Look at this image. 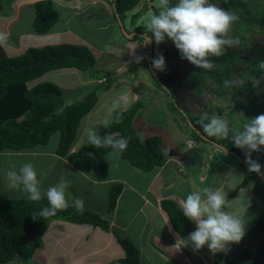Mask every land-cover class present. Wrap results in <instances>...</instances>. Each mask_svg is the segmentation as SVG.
<instances>
[{"label": "trees", "instance_id": "obj_1", "mask_svg": "<svg viewBox=\"0 0 264 264\" xmlns=\"http://www.w3.org/2000/svg\"><path fill=\"white\" fill-rule=\"evenodd\" d=\"M140 1L116 0L117 11L123 22L126 12L132 11ZM218 1L223 4L225 10L230 9L236 14L237 19L234 22L233 30L238 37L243 38L246 33L255 31L261 32L264 36V6H256L253 0ZM13 2L14 0H0V15L11 14L7 12L12 11ZM176 2L177 0H172L173 4ZM34 7L33 33L38 35L50 33L60 19V13L55 8L53 0H37ZM138 14L137 12L132 15L133 21ZM114 15L116 19V14ZM141 28L142 26H138L134 30ZM148 34L151 35V33ZM137 38L139 37L136 36L133 40ZM163 43L165 44V42ZM156 45L153 38V54ZM163 48L167 54L187 61L181 57L174 43H171L169 47L165 44ZM238 55L239 51L226 49L223 56L210 57L215 63L214 69L210 71L187 61L191 63L192 67L189 76L184 78V82L190 84L199 93L209 87L210 83H213L218 86V89L215 90L217 95L224 99L231 93L232 96L228 100L231 103H239L242 110L240 112L241 122L245 123L248 118L264 114V98L260 92L261 88H264V81H261L262 86L258 87H253L251 82L253 78L264 76V70L258 67V62L264 60V43L249 60L252 66L248 72L249 77L235 88L232 86L226 88L224 80H231L230 64L236 60L240 61ZM143 57V64L150 73L153 65L149 66L148 61L152 63V56L144 54ZM96 64L97 60L91 49L82 44L50 43L41 46H27L23 47L19 54L12 56L6 54L4 46H0V153L8 150L24 151L38 145L48 144L51 136L59 131L61 135L56 154L62 157L67 156L77 169L94 170L99 178L106 179L109 175V162L106 155L113 149L96 148L85 142L79 150L72 151L82 119L94 109L99 101V88L91 91L84 100L65 105L63 110L59 111L60 106L64 104L62 88L53 81L32 82L42 78L49 71L66 67L90 71L93 75L92 70ZM159 75L162 82L172 90V86L163 74L159 72ZM154 79L156 78L154 77ZM157 81L158 87L163 88L161 82ZM246 91L248 92L246 93ZM169 99L166 97V100ZM180 107H182V103L177 98L169 102L170 110L179 115L178 120L184 121L183 125L191 130L190 133L197 138L196 140L207 141L198 133L199 130L211 140L220 143L228 142L230 149L246 159L245 151L236 147L231 141L232 132L236 129H230L227 138H221V140L215 136H208L203 132L199 123L203 114L197 112L187 114L185 117L180 112ZM141 108L143 109V102L138 101L130 108L120 109L122 117L118 123L115 122L117 113L113 112L110 126L104 127L99 133L100 135L110 133L116 137L127 138L128 145L121 152V156L127 159L135 169L148 172L156 166H163L168 160V155L163 149L165 142L161 135H146L145 137L139 135L134 117ZM216 108L218 112L215 115L217 116L225 110V106L221 105ZM227 110H230L232 115L233 109L228 107ZM189 120L196 128L191 126ZM228 125H232V122H228ZM189 139L197 142L193 138ZM252 159L260 163L261 168L264 169V146L261 151L252 153ZM253 174V177L258 178L254 193L264 203V183L260 181L255 172ZM122 191L121 183H115L110 187L107 197L109 212L115 209ZM238 191L239 189L236 188L229 194L228 202L235 197ZM160 204L167 213L175 233L187 237L195 230L194 223L183 215L176 200L166 198L162 199ZM45 206H47L46 196L41 201L35 202L29 199L7 198L0 195V264H5L17 257L21 260L32 258L39 249L43 235L52 219H65L79 224L88 223L100 226L107 231L110 230V222L100 213L85 209L77 210L75 206L69 205L67 208L59 210L56 215L45 219L38 215ZM34 214H36L35 217ZM262 231L263 237L257 248L253 250L245 248L234 258L226 256L223 252L213 253L209 249L204 250L212 258V264H264V227H262ZM118 241L125 249V256L119 260L121 264H142L141 250L131 238L119 236Z\"/></svg>", "mask_w": 264, "mask_h": 264}, {"label": "rangeland", "instance_id": "obj_2", "mask_svg": "<svg viewBox=\"0 0 264 264\" xmlns=\"http://www.w3.org/2000/svg\"><path fill=\"white\" fill-rule=\"evenodd\" d=\"M26 1L33 0H15L11 5L13 12L9 11L7 13H12L13 15L14 9L26 6ZM106 1L110 5L112 4L109 0ZM18 2H20V6L19 4H16ZM74 2L80 5L83 1ZM212 2L225 9L220 1L212 0ZM253 2L256 6H264V0H253ZM114 3L112 4V7L114 6ZM155 3L156 0H141L132 11L126 12L124 25L129 33H132V29L138 26H142L143 29H145V25L148 20L153 14H155ZM96 9H86L84 12L71 15V9H67L66 6H60V19L56 24H58V27L63 26L65 28H70L71 33L61 35L57 40L47 42L51 44H56L58 42L80 44L78 41L86 39L87 43H90L92 46L90 47L87 44L82 45L88 46L97 60V64L92 70L93 75L95 76H93L90 71H81L78 68H62L49 71L42 76V78L32 81L33 83L39 81H53L62 88L64 104L63 106H60L59 111H62L65 105H71L84 100L91 91L95 88H99V101L97 105L90 113V117H84L81 121L78 136L75 140V142H78V144L80 143V145L76 147L75 150H79L82 144L87 142V130L96 127L100 132L105 127L102 123L110 122L112 120L113 112H110L109 109L113 99H115L119 94H126L128 97V103L122 105L121 109L130 108L138 101L143 102V110L137 116V118L139 120L141 119L142 122V127L139 128L140 124L136 125L139 135L142 137H145L146 135H161L165 142V147H163L164 150H169L170 153L178 152L181 154L179 157V165L169 163L166 166L165 170L168 172V180L158 191L163 193L169 192L170 195L168 197H170L171 195L178 194V192L180 194H188L193 190H200L204 187H213L226 192L228 198L229 194L233 192V190H236L244 175L250 171L240 165L239 162L241 161L239 158H234L231 155L225 154L214 144L207 141L196 140L197 138L190 133L191 130L183 125L184 121L178 120L179 115L170 110L169 102L173 101V99L170 97L169 100H166V97H168L166 89H160L158 87V81L154 79L155 76H153L154 74L152 73V70L150 69L151 71L149 73L145 68L143 64L144 59L140 62V68L139 63L135 62L130 49L138 46L135 51V55L143 56L145 50L144 41L141 38H137L136 40L127 38L126 35L122 33L121 28L118 25V20H116L117 25H115L114 17L105 16L104 14L106 12L101 9H99L98 12L102 16L98 19L93 18ZM147 9H149V11L146 12ZM229 11L231 10L229 9ZM137 12L139 14L133 21L132 15ZM21 14L22 16L17 19L16 24L12 28V35L7 39V41L10 40L15 44L20 41L22 43L21 48H23V45L34 46V42L39 40L33 42L31 35L23 39H20L19 37L21 32L29 31L31 29L33 22L31 17L35 15L34 5L33 9L31 7H24L21 10ZM0 22V28H4L3 21ZM233 25L234 23L231 25L229 35L236 41V43L226 49L239 51L238 56L240 61L236 60L230 64V71L232 72L231 81H233L232 87L235 88L249 77L248 72L252 67L249 60L253 58L257 49L263 45L264 36L261 32L255 31L248 32L243 38H240L237 36L235 30H233ZM115 42H121L124 45L121 53L127 54L126 56L123 54L120 55V57L111 60L110 55L107 52L104 51L105 53H100V50L108 43ZM171 43L173 42L170 39H166L165 44H167V47H169ZM165 44L161 43L156 45V50L152 55V59L156 58L158 54L164 55L167 67L165 71L160 72L172 86L173 95L182 103V107L179 109L180 112L185 117L187 116L184 113L194 114L197 112H200V114L207 113L211 117L218 112L216 107L221 105L225 106V110L221 115H219V117L227 120V122H232V125H228L229 129L233 130L242 127V115L240 113L242 110L239 103H231L228 100L232 94L230 93L227 95L226 99H224L215 92V90L218 89V86L210 82L208 85L209 87H206L200 93L194 90L190 84L184 82V78L189 76V72L192 67L191 63L182 60L175 55L167 54L163 48ZM4 48L7 55L12 56L18 54L16 45L7 47V44H5ZM103 76L106 77V81L104 83H98L94 80V77L97 79L98 77ZM259 86H262V83H260ZM247 92L248 91H246V93ZM260 92L264 98V88H261ZM228 107L233 109V112L231 111L232 115L229 112L230 110L226 111V108ZM88 118L90 119V125L85 127ZM60 135L59 131L54 133L47 145H40L37 148H57L60 141ZM187 138H193L197 142L189 145L188 142H186ZM219 140H221V138H219ZM221 144L229 148L228 142L222 141ZM17 154L18 153H12L11 151L0 154V195L7 198L27 199V196L22 191L7 188L5 176L6 171L13 168L18 170L21 164L30 161L34 164L39 175L46 167L45 164L47 161L43 156L22 157ZM119 155H121V152L114 150L107 154L110 170L112 169L115 161L116 165L120 162L129 163L126 160L118 158ZM171 155L173 154H170V156ZM176 161L177 159H175L174 162L176 163ZM226 164H229L230 166H227ZM171 166H173V169ZM130 168L132 172L137 170L134 167ZM154 168L152 169L153 171L160 168V166H156V168ZM183 168L186 170V173L189 172V175L183 171ZM58 170L59 168L57 167L53 169L51 167L53 178L59 174ZM172 170H174L173 173ZM219 171H221L220 174ZM69 172L71 173L73 170L70 169ZM114 173H118V170L114 169ZM91 174H94L95 176L97 175L94 170L91 171ZM214 174L217 176V179L211 183L210 180L213 179L210 178L214 177ZM218 174L220 175L219 177ZM45 176L50 178L49 175ZM152 183L154 184V188H156L159 184L158 182H155V178L152 180ZM48 187L49 186L44 184L42 193L46 192ZM241 189L236 193L234 199L227 203L230 205L229 210L239 212L237 204L242 202V211H240L239 214L246 222L245 234H248V237L250 238L249 242L246 244L244 243L245 247L243 249L248 248L253 250L260 245L263 237V231L260 227L261 222H259L262 216L258 217L257 215H261L262 213V207L259 208L258 204L263 203H261L262 201L259 197L253 193L252 186L249 184H247L244 190ZM82 192L83 190L80 188V193ZM71 197L72 204L69 205H73V201L75 200L74 190L71 191ZM156 198H158V196H156ZM94 203H100L98 197L94 200ZM87 205L88 204H82L81 209L89 210V206ZM106 214L107 213H105V215ZM105 219H107V217ZM59 222L54 221L48 233L43 235V241L40 244L41 248H39V254L34 259L33 257L30 258L29 264H65L68 260H70L67 256L77 257L88 253L89 251L90 253L87 255V260H95V262H97L96 264H107L110 261V258L113 255V252H111L110 249H108L105 253L103 252L104 254L95 253L94 250L99 249L97 247H99L100 243L94 240L93 233L90 229L83 227L82 230L86 231L83 234L80 232L81 230L79 224L71 222L67 223L62 219H59ZM152 227L155 228V226L150 224L145 235L146 237L149 236L150 239L151 236L154 238L156 235V233L151 230ZM101 229L103 228L101 227ZM103 230L106 231L105 229ZM88 233L92 234L86 238L85 236ZM101 234L105 236L103 231H101ZM114 234L117 237V241L119 236L125 237V235L118 234L116 232H114ZM102 238L104 241L105 238ZM57 240L58 244L56 243ZM153 240L154 239H152V241ZM77 244L80 246L78 251H74L72 253L65 252L64 248L66 250H70ZM119 244L121 245V243ZM115 245L116 243H110L108 247L113 248ZM230 246L231 245L229 244L228 247ZM117 247L118 245L115 248ZM118 248L119 250L124 251L123 246V249H121V247ZM205 248L208 247L205 246ZM141 249H143L142 253L145 252L147 255L145 258V264H153L154 262V264H184L180 258L177 259L178 262H175L174 259L168 257L167 255V259L163 260V257H159V253H157V251L151 248L148 244H144ZM164 249L168 252V255L174 256L173 253L175 252V248H169L167 246V248ZM204 254H207V252L205 251ZM229 255L233 258L237 254L233 251V253ZM114 259L115 257L113 256L111 260L114 261ZM205 259L208 262L210 261L207 256H205ZM116 263L117 261L114 262V264ZM80 264L90 263L85 261Z\"/></svg>", "mask_w": 264, "mask_h": 264}, {"label": "clouds", "instance_id": "obj_3", "mask_svg": "<svg viewBox=\"0 0 264 264\" xmlns=\"http://www.w3.org/2000/svg\"><path fill=\"white\" fill-rule=\"evenodd\" d=\"M109 1L112 4L114 2V4H116V0ZM155 7V14L150 17L145 25L146 30L142 27L140 30H134L133 28L131 31H137L140 33L145 32L147 34L151 33V35L148 34L144 38L139 37L144 41L145 55L146 51L148 50L147 44L152 43L153 38L157 45L165 42L166 39H170L174 43L175 47L179 50L183 59H186L197 67L210 71L215 67V63L210 59V57L223 56L226 48L229 46L231 47L234 43H236V41L229 35L231 25L237 19L236 14L218 6L217 4L213 3L212 0H177L175 4L172 3V0H156ZM113 9H115L114 6ZM147 11H149V9H147L146 12ZM114 14H116L115 10ZM7 39V35L0 32V46H4L7 42ZM137 47L138 46L131 48L130 52L133 54L135 62L139 63L140 68V62L144 59V57L135 55ZM149 55L152 56L153 52ZM148 65H153V67L151 66V69H155L158 75L160 71H165L167 67L163 54H158L156 58L152 59V63L151 61H148ZM258 67L259 69L264 70V60L258 62ZM94 80L98 83H104L106 81V77H98L97 79L94 78ZM262 80H264V77L253 78L251 80L252 86L258 87ZM232 84L233 81L229 79L224 80V87H231ZM166 86L168 87V85ZM166 92L169 98L171 97L173 100H176V97L172 94L171 89L170 92L166 89ZM127 103L128 97L126 94H119L115 99H113L109 111L117 113L115 122L118 123L121 119L122 112L119 110L121 109L122 105ZM142 110L143 109L141 108L134 117L135 126L142 123L141 119L139 120L137 118ZM90 113L85 117H88ZM184 114L187 116V113ZM206 120L207 122H205ZM199 123L201 124L203 132L208 136L227 138L230 131L227 120L219 116L213 115L209 117L207 113H204ZM102 124L105 127L110 126V122H103ZM86 135L88 144L96 148L108 147L114 151L122 152L127 148L128 145L127 138L116 137L110 133L100 135L99 130L96 127L87 130ZM231 141L236 147L245 151L246 159L242 158L235 151L234 152L236 155H233L220 149L215 144L214 145L222 150L225 154L240 159L241 162L238 161L240 165L247 168L250 172L244 175L237 188L239 190L241 188V190H244L247 184H249L252 186L254 193L255 185L258 181L257 177H253L254 172L258 175L260 181L264 183V169L261 168L260 163L252 159V153L261 151L262 146H264V114H259L248 118L247 121L243 123L241 128L232 132ZM186 142H188L189 145L195 144V141L189 138L186 139ZM215 142L221 144L218 141ZM210 143L213 144L212 142ZM165 153L168 155V159L175 158V156L178 157V162L176 164L179 165V157L181 155L180 153H170L169 150H166ZM170 154L173 155L170 156ZM118 158L128 161L121 155H119ZM129 164L133 167L130 162ZM226 165L230 166L229 164ZM137 170L146 172L139 169ZM183 171L186 173L184 168ZM110 173L111 170L109 165V174ZM220 173L221 171H219V174ZM186 174L189 175V172ZM219 174L218 177L220 176ZM5 176L6 186L8 189L22 191L27 196V199L31 201L39 202L44 198V196H46L47 206L43 207L38 213L39 216H42L45 219L56 215L59 210L65 209L69 206L67 189L69 188L71 181H68L62 177L58 183L49 186L46 192L42 193L37 170L34 164L30 161L21 164L18 170L13 168L6 171ZM210 179H213L210 180L211 183H213V181L217 179V176L214 174V177ZM121 184L124 187V184ZM179 197L180 196L171 195L170 197L166 198L176 200V202L179 203V207L181 208L183 215L195 223L196 229L192 231L186 238H181L178 240L177 244H179L183 239L188 241V243L184 244V246L190 245L195 251H199L200 249L207 246L208 249L213 253L223 252L226 254V256L230 257V255L224 251L227 250L229 244L239 243L245 235L246 222L239 214V212L242 211V203L240 202L237 204L239 212L229 210L230 205L227 203V193L219 188L213 187H204L200 190H193L183 197ZM162 199H160V202ZM259 199L261 200L260 197ZM261 203H263V201ZM258 205L259 208L262 207L261 215L257 214L258 217L262 216L259 221L261 222L260 227L262 229V227H264V203ZM73 206H75L77 210H80L82 208V201L75 199L73 201ZM33 216L35 217L36 214ZM241 251L242 250L235 252L237 255L234 257L238 256Z\"/></svg>", "mask_w": 264, "mask_h": 264}, {"label": "crops", "instance_id": "obj_4", "mask_svg": "<svg viewBox=\"0 0 264 264\" xmlns=\"http://www.w3.org/2000/svg\"><path fill=\"white\" fill-rule=\"evenodd\" d=\"M36 1L37 0L26 1L27 2V3L25 2L26 6L19 7L18 9H14L13 15L12 13L4 16L0 15V21H3L4 23V28H0V32L5 33L7 37L10 38L12 35L13 26L16 24L17 19L22 16L21 10L24 7H31L33 9V5ZM74 1H83V2L80 5H78V3H75ZM53 2L55 8L58 11L60 6H66L67 9H71V15H74L75 13H79V12H84L86 11V9L97 8L93 16V18L95 19H98L102 16L98 12V10L101 9L104 12H106L104 14L105 16L108 17L113 16L115 25H117L112 4L110 5L106 0H53ZM16 4H19L20 6V2ZM33 18L34 15L31 17V20H33ZM69 33H71L70 28H65L63 26L58 27V24H56L52 28L49 34H44V35L34 34L31 26V29L29 31L21 32L19 34V37L20 39H23L31 35L33 42L39 40L37 42H34V45L40 46L42 44H50L47 42H50L51 40H57L61 35L69 34ZM78 42L80 44H87L90 47L92 46L90 43H87L86 39H83L82 41H78ZM6 44L7 47H12L13 45H16L18 54L23 49L21 48L22 43L20 41H18L15 44L9 40L6 42ZM56 44H59V42ZM27 46L28 45H23V47H27ZM123 46L124 45L121 42L108 43L100 50V53L107 52L110 55L111 60H114L117 57H120V55L123 54L125 56L127 55L125 53H121L123 51ZM88 117H90V115ZM89 125H90V119L88 118L85 127H88ZM140 127H142L141 124L139 128ZM79 145L80 143L78 144V142H75L72 147V150H75V148L78 147ZM38 146L24 151H12V150H8V151H11L12 153H18L17 155L22 157L43 156L47 162L45 164L46 167L38 175V180L40 182L41 190L43 189L44 184H46L47 186L54 185L58 183L59 180L63 177L66 180L71 181L70 186L67 189V198L69 204H72L71 191L74 190L75 199L78 198L80 201H82V204H88L87 206H89L88 208L90 211L93 210L94 212L100 213L101 216H104L105 218L107 217V220L110 222L109 231L107 230L104 231L103 229H101L100 226H94L92 224L77 223L79 224L81 230L80 232H82L83 234L86 232L82 230L83 227L90 229L93 233L94 240L100 243L99 247H97L98 245L96 246L99 249H95L96 247L92 248L95 249L94 251L96 254L98 253L101 254L103 252L105 253L108 249H110L111 252H113L112 257L114 256L115 259L114 261H112L111 260L112 257H111L110 258L111 262L109 261L107 264H114L115 261H117L116 264H121L119 260L125 256V249L123 251V250H119L118 248L121 247V249H123L122 246L119 244V242L116 240L117 237L115 236L114 232L118 234H123L125 235V237H129V238L132 237L131 239L141 250L142 264H145V258L147 257L145 252L142 253L143 249H141L144 246V244L145 245L148 244L151 248L157 251V253H159V257L160 256L163 257V260L167 259L168 256L174 259L175 262H178L177 259L180 258L184 264H212V258L209 255L204 254L205 251L203 249H208V248L204 247L199 251H195L190 245L184 246V244H187L188 241L183 239L179 244H177L178 240L186 237H182L177 233H175V231L172 229L171 223L169 222L168 215L161 207L159 201L160 199L166 198L170 195L169 192L163 193L158 190L161 187H163L168 180V172H166L165 170L166 166L169 163L176 164L178 162V157L169 158L164 166L149 172H142L138 170H134L135 172H132L130 168L132 166L129 163L127 164L125 162H120L118 165H116V161H115L113 163V167L111 169V173L109 174V177L107 179H101L97 175L95 176L94 174H91V171H82L74 167L72 163L69 161L67 156L62 157L56 154L57 148L38 149L37 148ZM8 151H5L3 153H7ZM175 159H177L176 163L174 162ZM51 167L52 169L56 167L59 168L58 170L59 174H57L56 177L54 178L51 171ZM171 168L173 169V166H171ZM70 169H72L73 172L70 173L69 172ZM114 169L118 170V173H114ZM173 171L174 170H172V173ZM45 175H49L50 178H48V176L46 177ZM154 178H155V182L159 183L156 186V188H154V184L152 183V180ZM118 182L124 184L123 191L119 196L115 209L109 212L107 207L108 192L110 190V187ZM80 188H82L83 190L82 193H80ZM184 195L186 194H182V193L180 194L178 192V194L174 196H180L179 198H181ZM156 196H158V198H156ZM97 197L99 198V202L101 204L94 203V200ZM105 213L107 214L105 215ZM62 220L66 221L67 223L71 222L65 219ZM54 221L59 222V219L50 220L44 235H46L48 231L51 229ZM71 223H75V222H71ZM150 224H152V226H155V228L152 227L151 230H153L156 233L154 238L153 236H151V239L149 238V236L147 237L145 236L147 228L149 227ZM101 231L105 233L106 237L101 234ZM91 234L88 233L85 237L88 238ZM102 237L105 238L104 241ZM244 237L239 243H231L230 244L231 246L228 247L227 250L224 252H226L227 254H231L233 253V251L239 252L240 250H242L245 247L244 243L246 244L250 240L248 234H245ZM152 239L154 240L152 241ZM56 243L58 244V240L56 241ZM110 243H114V244L116 243V245L113 248H109L108 246ZM117 245L118 247L115 248ZM167 246L169 248H175V252L173 253L174 256L168 255V252L165 251L164 248H167ZM79 247H80L79 244H77L74 245L70 250H66L65 248L64 250L66 253H72L74 251H78ZM39 248H41V246ZM89 253L90 251L88 253L79 255L77 257L67 256L70 260H68L65 264H80V263H84L85 261L90 264H96L97 262H95V260H87L88 257L87 255ZM38 254H39V249H37V251L35 252L33 259L36 258ZM205 256L208 257V259L210 260L209 262L205 259ZM29 261L30 259L21 260L20 258L17 257L14 260L9 261L5 264H29Z\"/></svg>", "mask_w": 264, "mask_h": 264}, {"label": "water", "instance_id": "obj_5", "mask_svg": "<svg viewBox=\"0 0 264 264\" xmlns=\"http://www.w3.org/2000/svg\"><path fill=\"white\" fill-rule=\"evenodd\" d=\"M114 8H115V12H116V18H117V20H118V22H119L118 25L120 26L122 33H123L124 35H126L127 38H129V39H133L135 36H138V37H142V38H144L145 36L148 35V34L145 33V32H144V33H140V32H137V31H134V32H132V33H129V32L127 31V29L125 28L124 23H123V21H122L120 15H119V13H118V11H117L116 4H114ZM147 45H148V50L146 51V55L148 56L149 54H151V53L153 52V40H152V43L147 44ZM151 70H152V73L154 74V76L156 77V79L159 80V81L161 82L162 86L170 92V89H169V88H168V87H167V86L161 81V78H160V76L158 75L157 71H156L155 69H153V68H152ZM174 100H175V99H174ZM189 121H190V120H189ZM191 126H192L193 128H196V127L193 125V123H191ZM198 133H200V134L202 135L203 138H205L206 140H209L210 142H212L213 144H215V145H216L217 147H219L220 149H222V150H224V151H226V152H228V153H231V154H233V155H236V153H235L234 151H232V150L226 148L225 146H223V145H221V144H219V143H217V142H215V141L209 139L208 137H206L205 135H203L199 130H198Z\"/></svg>", "mask_w": 264, "mask_h": 264}]
</instances>
